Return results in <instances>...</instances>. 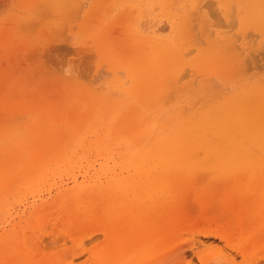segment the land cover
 I'll return each instance as SVG.
<instances>
[{
  "label": "bare ground",
  "instance_id": "obj_1",
  "mask_svg": "<svg viewBox=\"0 0 264 264\" xmlns=\"http://www.w3.org/2000/svg\"><path fill=\"white\" fill-rule=\"evenodd\" d=\"M25 1L0 0V16L7 15L6 18L13 20L14 23L18 22V13L27 8L28 1ZM191 1L187 0V5L173 10L174 3L168 0L167 16L172 30L161 45L164 51L159 48L151 55H137L136 67L131 68L129 72L132 82L128 89L132 91L131 105L137 119L136 133L131 132L133 129L126 131L127 126L123 121L122 124H115L117 116L123 115L116 101L107 99L106 106L112 107L104 113L100 112L99 107L103 102L96 107L97 109L93 108L95 106L85 105L81 89H78L77 98H74L76 103L70 100L75 105H68L66 111L62 108L54 112L57 120L62 122L59 128L68 131L62 132L63 138L59 141L54 138L49 142L42 138L37 139L42 132L38 130L43 132L54 130L52 126L42 129L37 128V125H26L11 129V139L17 138L16 145L8 147V153L13 155V160H5L0 152V176L9 173L13 175L9 180H0L2 181L0 217L9 213L11 199L22 189L25 191L20 192V202L26 199L28 194L34 198L36 207L33 206L31 217H27L24 212L20 216L19 225H13L9 232L6 231L7 233L0 236V264H20L23 260L22 254L28 253L32 255L36 264H138L140 261L142 263L148 251L144 250L140 259L138 251L143 246L138 245L144 242L146 247L150 240L155 238L158 225L168 222V186L171 187V183L198 177L232 179L251 177L258 178L262 183L260 188L264 189V77L252 79L248 76L251 71L264 67L261 64L264 59L261 58L264 56V0H214V2L207 0L206 4L208 3L210 8L213 9L211 4L216 5V10L211 11L213 19H216L214 25L226 27L228 30L214 29L206 39L199 37V44L202 45L205 41L207 47L200 49L195 59L188 60L187 55L194 51L191 48L192 44L189 45L190 29L197 27L201 31L206 24L212 27L209 21L203 24L198 18L197 22L191 19L194 13L205 6ZM51 7L54 11L53 25L62 20V14L69 15L71 12L69 0H54ZM191 8L196 10L191 13ZM221 21L226 25L224 23L221 25ZM64 33L63 31L58 35V38L61 39ZM50 43L44 49L35 50L33 53V59L35 57L44 59L46 67L64 68L68 71L74 55H77L75 51L79 53L83 51V55L86 56L95 55L88 48L75 50L72 45ZM87 51L90 53L87 54ZM93 56L91 60L95 58ZM110 56L118 57L113 53ZM180 65L183 67L189 65L195 72L219 74L226 81L234 83L238 90L231 98H223L222 100L226 102H222V105L213 111L205 110L200 113V117H176L173 112L168 113L166 107L168 99H165L164 95L165 88L176 76ZM185 70L188 74L189 71ZM182 78L186 77L183 75ZM25 97L31 98L28 95ZM55 97L57 96L41 95L37 98ZM19 98L20 95L10 91L9 99H0V113L4 110L16 113L22 108L18 106L22 101ZM47 110L48 107L45 111ZM84 114V119L87 115L94 122L103 118L108 124L111 122L110 124L114 125L112 135L114 133L119 136L132 135L130 137L134 147L114 150L100 146V143L94 145L97 155L102 160L99 168L93 171L94 175H84L82 181H79L73 174L72 186L66 187L64 183L61 185L58 183L59 186L54 188L55 183L47 182L50 180L49 176L55 175V171L61 167H72L71 162H75L74 156L77 151H74V145L76 141L79 142V131L83 128L80 119ZM33 128L36 130L34 137L31 139L26 137V140L20 141L22 135L18 130L25 131L24 134L27 136L30 134L29 129ZM11 142L7 140L0 147ZM45 143L49 149L48 157L55 158L59 155L58 160L51 158L48 165L42 160L46 155L44 147L42 148ZM49 167H53V170L51 171ZM46 190L50 195L48 198H44ZM38 201L40 204H37ZM161 212L162 217L159 221ZM48 213L58 215L57 218L50 220V225L57 224L66 228L71 232L72 239L76 233L78 239H75L71 246L65 243L58 244L56 233L45 229L43 230L45 233L39 230L31 250H27L24 241L22 245L20 241H16L17 250L7 248L14 239L18 240L16 237L19 232L13 231L16 226L22 228L23 222L28 224L31 220L36 223L43 222L47 219L45 217ZM250 223L245 213V217L225 227L213 228L210 225L206 227L203 225L199 229V234L228 241L230 237L241 236ZM92 230L98 231L102 238L97 239L95 235L90 238L89 244L84 243V236L81 235L88 233L89 238L95 232ZM201 240L197 239L198 246L197 242H192L184 247L181 257L185 258L190 249L192 251L207 249ZM240 250L238 249V252ZM15 252L18 253L14 257L8 256ZM80 257L85 259L78 262ZM181 260L189 262V259Z\"/></svg>",
  "mask_w": 264,
  "mask_h": 264
},
{
  "label": "rangeland",
  "instance_id": "obj_2",
  "mask_svg": "<svg viewBox=\"0 0 264 264\" xmlns=\"http://www.w3.org/2000/svg\"><path fill=\"white\" fill-rule=\"evenodd\" d=\"M53 1L26 0L27 8L20 14L18 13V22L15 23L6 18L7 15L0 16V99H9L11 91V93L20 95L19 99L22 100L18 104L22 108L16 113L6 110L0 113V145L5 144L7 140L12 141L0 147L3 158L8 161L13 160V155L8 153V147H13L17 143V138L12 140L10 137L11 129L26 125H37V128L42 129H48V126H52L55 131L43 132V130H38L42 132L39 133L37 139L42 138L49 142L51 138L57 139V141L63 138L62 132L67 133L68 131H62L59 128L62 122L57 120L55 113L57 109L59 111L63 108L66 111L68 105H75L70 100L76 103L74 98H77L78 89L82 91V101L85 105L89 104L90 107L95 106L93 108H96L103 102L99 107L102 110L100 112L103 113L112 107L106 106L107 99L116 101L123 115L117 116L115 124H122L123 121L128 128L125 129L126 131L133 129L131 132L136 133L137 119L132 111V91L128 89L132 82L129 72L131 68L136 67L135 58L137 55H151L159 48L164 51L161 45L172 30L171 22L167 16L168 0H69L71 12L69 15L62 14V20L54 25L52 23L54 11L51 7ZM206 1H191L205 5L196 14L194 13L191 19H195L197 22L198 18L199 22L203 24L209 21L212 27L206 24L201 31L197 27L190 29L189 45L192 44L191 48L194 51L187 55L186 59L188 60L195 59L199 50L207 47L205 41L204 44H199V37L206 39L214 29L228 30L226 27L214 25L216 19H213L211 11L216 10V5L215 3L214 6L211 4L212 9L207 5L208 3L206 4ZM211 1L214 2V0ZM172 2L174 3L173 10L187 5V0H172ZM195 10V8H191V13ZM207 15L208 18L206 19ZM222 21H224L223 18ZM222 21L220 22L221 25L225 24ZM61 30L65 32V35L63 34L60 39L58 35L63 33ZM50 42H57L59 45L61 43L72 45L75 50L82 47V49H91L95 58L91 60L93 54L86 56V54L83 55V51L81 53L75 51L77 55H74L68 71H65L64 68L46 67L44 59L37 57L33 59V53L44 49L48 44H51ZM117 45L119 46L117 47ZM15 47L16 49H14ZM119 52L121 53L119 54ZM89 53L87 51V54ZM112 53L118 57H111L110 54ZM261 58L263 59L264 56L262 55ZM261 64L264 66V59ZM185 69L189 71L188 74H186ZM183 75L186 78H182ZM263 75L264 67L248 74L252 79H262ZM237 90L238 87L234 83L226 81L219 74L195 72L189 65H185V67L180 65L176 76L165 88L164 97L168 99L166 104L168 113L173 112L176 117L196 118L200 117L199 114L205 110L211 112V110L221 106L222 102H226L222 99L231 98ZM27 95L31 98L25 99ZM41 95H56L57 97L54 99L37 98ZM47 107L49 110L45 111ZM84 116L85 114L80 119L84 129H80L79 142L76 141L74 145V151H77L74 156L75 159L73 158L75 162H71L72 167H61L55 171V175L49 176L50 180L47 182L55 183L54 188L63 183L66 187L72 186L73 179L71 176L73 174L79 178V181H82L84 175H94L95 172L93 171L99 168L102 161L94 149L95 146L101 144L100 146L109 147V149L134 147L130 137L132 135L119 136L116 133L112 135L114 125L110 124L111 122L108 124L103 118L99 121L96 120L95 123L87 115L84 119ZM29 130L30 134L27 136L24 134L25 131L18 130L22 135L20 141L21 139L26 140V137L29 139L34 137L35 128ZM81 130L83 134H81ZM69 136L71 135L69 134ZM43 147L46 155L42 160L45 165H48L53 157H48L47 143L43 144ZM88 151L90 152L88 153ZM58 157L59 155L53 159L58 160ZM49 169L52 171L53 167H49ZM12 176L10 173L1 175L0 180H9ZM171 185V187L168 186V222L158 225L155 238L150 240L146 247H144V242L138 245L139 247L143 246L138 251L140 259L142 252L148 251L147 256L142 260L145 264H264V189L260 188L262 183L258 178L198 177L171 183ZM23 191L25 189L20 190V192ZM20 192L11 199L9 213L7 212L6 215L0 217L2 218L0 219V236L4 235L6 231L9 232L13 225H19L20 216L24 212H26L27 217H31L30 212L34 211L33 206L36 203L34 198L26 193V199L20 202ZM49 196L46 190L44 198ZM38 202L37 204H40V201ZM245 213H247L251 223L246 230H243L241 236L230 237L228 241H221L214 236L199 234V229L203 225L204 227L210 225L213 228L225 227L245 217ZM57 216L56 213H48L45 217L47 219H44L43 222L36 223L31 220L28 224L23 222L22 228L16 226L17 228L13 231L19 232L16 237L18 240L14 239L7 248L17 250L16 241H20L21 245L26 242L29 251L39 230L45 229L50 230L51 233H56L58 244L65 243L67 246H71L74 240L78 239L76 233L72 239L70 237L71 232L66 228L49 223L51 219H55ZM161 217L162 212L159 215V221ZM92 231L95 232L89 238L88 233L81 235L84 236V243L89 244L90 238L95 235L97 239L102 238L98 231ZM197 239H202L201 241L205 243L207 249L200 248L195 251L190 249L187 256L182 258L181 254L184 247L192 242H197L196 245H199ZM237 248L241 249L240 252ZM153 252L156 253L152 255ZM17 253H10L8 256L14 257ZM5 259L7 258L5 257ZM21 259L23 260L20 264H36L29 253L22 254ZM84 259L85 257H80L78 262ZM181 259H189V262ZM144 262L141 263L140 261L138 264H144Z\"/></svg>",
  "mask_w": 264,
  "mask_h": 264
}]
</instances>
